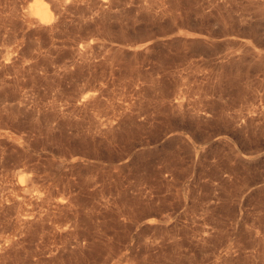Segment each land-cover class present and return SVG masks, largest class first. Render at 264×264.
<instances>
[{
	"label": "rangeland",
	"instance_id": "rangeland-1",
	"mask_svg": "<svg viewBox=\"0 0 264 264\" xmlns=\"http://www.w3.org/2000/svg\"><path fill=\"white\" fill-rule=\"evenodd\" d=\"M0 0V264H264V0Z\"/></svg>",
	"mask_w": 264,
	"mask_h": 264
},
{
	"label": "bare ground",
	"instance_id": "bare-ground-1",
	"mask_svg": "<svg viewBox=\"0 0 264 264\" xmlns=\"http://www.w3.org/2000/svg\"><path fill=\"white\" fill-rule=\"evenodd\" d=\"M35 11L38 14V16L40 17L41 21L47 22L50 20L51 14L49 12V7L42 0H37Z\"/></svg>",
	"mask_w": 264,
	"mask_h": 264
}]
</instances>
